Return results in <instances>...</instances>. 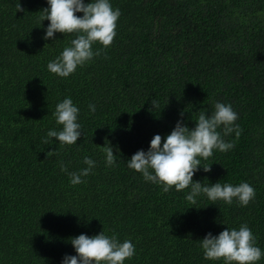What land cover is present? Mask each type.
<instances>
[{
	"label": "trees",
	"instance_id": "obj_1",
	"mask_svg": "<svg viewBox=\"0 0 264 264\" xmlns=\"http://www.w3.org/2000/svg\"><path fill=\"white\" fill-rule=\"evenodd\" d=\"M111 3L121 10L112 44L95 43L100 54L61 78L47 64L74 36L44 40L50 21L37 25L47 0H0V264H61L76 254L69 237L103 229L133 242L125 264H223L204 258L199 239L245 223L264 249V0ZM68 96L85 135L74 145H46L47 130L62 127L55 107ZM217 101L239 113L241 134L225 137L235 147L202 159L211 171L201 165L193 179L248 182L256 193L249 205L201 196L192 206L190 189L166 192L127 167L155 134L173 130L181 112L194 128ZM106 142L119 146L113 166ZM85 156L96 166L72 185L68 172L87 167Z\"/></svg>",
	"mask_w": 264,
	"mask_h": 264
},
{
	"label": "clouds",
	"instance_id": "obj_2",
	"mask_svg": "<svg viewBox=\"0 0 264 264\" xmlns=\"http://www.w3.org/2000/svg\"><path fill=\"white\" fill-rule=\"evenodd\" d=\"M22 10L19 2L17 11ZM43 11L44 15L37 26L45 27L43 22L50 21L45 28V41L57 40V32L74 36L69 45L47 64L48 71L61 78L69 77L78 66H83L100 54L99 49H93L95 43L103 45L105 49L112 44L117 21L121 16V10L114 8L111 0H47V7ZM88 108L91 112L96 111L94 103H89ZM158 109L159 101L152 98L149 111L156 113ZM79 113V106L70 96L57 103L53 115L57 125L62 127L59 130L48 129L42 142L46 145L77 144L81 135H85L79 122ZM180 117L169 134H155L146 151L140 149L134 153L127 160V167L142 173L146 182L161 185L166 192L172 187L178 192L190 189L185 199L192 206L197 204L201 196L212 201L211 204L217 201L232 204L236 201L240 206L249 205L256 193L248 182L238 185L220 181L205 184L193 179L201 165L205 172L211 171L212 165L203 164L202 159L207 160L214 150L227 152L235 147L232 141L225 139L233 132L237 138L241 134L240 126L236 123L239 113L232 104L215 102L210 114L204 111L193 119L194 128L185 124L183 112ZM119 151L118 145L106 142L102 148L106 166L117 163ZM96 163L93 158L85 156L83 164L87 167L68 172L62 162L61 170L68 172L72 185H78L94 170ZM68 242L76 254H65L61 264H125L126 259L135 255V246L131 240L121 241L116 234L109 235L104 229L91 236L86 233L71 236ZM199 242L206 260H223V264H258L264 258V249L258 246L252 229L246 223L238 229L228 226L215 235L209 232Z\"/></svg>",
	"mask_w": 264,
	"mask_h": 264
}]
</instances>
